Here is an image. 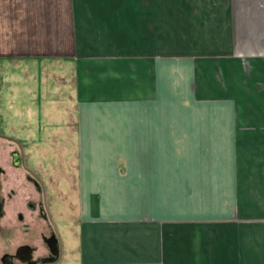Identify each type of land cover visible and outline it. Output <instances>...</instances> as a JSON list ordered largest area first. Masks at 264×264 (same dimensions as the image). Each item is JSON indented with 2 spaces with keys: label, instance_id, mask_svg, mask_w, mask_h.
I'll return each mask as SVG.
<instances>
[{
  "label": "crops",
  "instance_id": "obj_1",
  "mask_svg": "<svg viewBox=\"0 0 264 264\" xmlns=\"http://www.w3.org/2000/svg\"><path fill=\"white\" fill-rule=\"evenodd\" d=\"M0 62L71 84L77 264H264V0H0Z\"/></svg>",
  "mask_w": 264,
  "mask_h": 264
},
{
  "label": "rangeland",
  "instance_id": "obj_2",
  "mask_svg": "<svg viewBox=\"0 0 264 264\" xmlns=\"http://www.w3.org/2000/svg\"><path fill=\"white\" fill-rule=\"evenodd\" d=\"M41 5L47 18V6L43 2ZM8 71L5 62H0V151L5 154L16 147L27 163L37 169L43 179L42 186L50 217L52 216L51 221L55 222V230L62 243V262L59 264H77V256L75 257L74 253L75 241L77 244L80 241L76 222L81 218L79 205L81 192L79 181L74 179L73 173L77 149L74 138V117L69 115L73 108L71 84L69 86V83L64 82L63 79L61 82L59 80L61 89L67 88V92L61 91L55 102L60 109L67 110V114L62 113L64 115L59 117V122L56 118L53 121L52 117H49L50 123H58L52 128L45 126L40 117L34 114L28 115V119L25 118L21 115L23 108L20 107L23 105L25 109L31 108L36 114L39 112L41 115L40 108L44 105L43 93L47 92V87H51V84L47 82L42 84L40 76L33 81V84L26 85L34 90V94H26L24 90L27 89L15 82L20 81V71L19 77L15 80ZM10 81L12 83H9ZM43 86L46 88L45 92ZM14 93L18 101L13 98L11 107L10 96Z\"/></svg>",
  "mask_w": 264,
  "mask_h": 264
},
{
  "label": "flooded vegetation",
  "instance_id": "obj_3",
  "mask_svg": "<svg viewBox=\"0 0 264 264\" xmlns=\"http://www.w3.org/2000/svg\"><path fill=\"white\" fill-rule=\"evenodd\" d=\"M42 180L19 149L0 151V264L62 262Z\"/></svg>",
  "mask_w": 264,
  "mask_h": 264
}]
</instances>
